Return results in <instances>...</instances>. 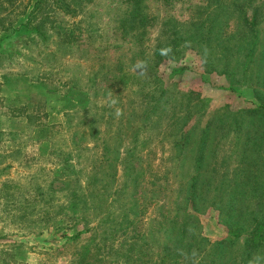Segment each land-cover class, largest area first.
Returning a JSON list of instances; mask_svg holds the SVG:
<instances>
[{
    "label": "rangeland",
    "instance_id": "obj_1",
    "mask_svg": "<svg viewBox=\"0 0 264 264\" xmlns=\"http://www.w3.org/2000/svg\"><path fill=\"white\" fill-rule=\"evenodd\" d=\"M156 9L152 5L162 17ZM98 11L90 8L81 29L59 32L46 23L59 17L69 26L72 20L49 9L42 15V39L0 52V264H72L81 245L101 243L104 236L111 243L110 264H124L125 242L135 244L140 254L131 260L142 264L143 246L139 252L137 245L145 243L143 231L161 210L159 199L187 190V171L174 169L170 136L185 118L209 122L207 152L218 150L226 179L233 175L236 160L228 146L237 134L225 121L259 104L251 88L232 76L204 74L188 53L178 65L153 67L155 46L167 45L174 29L158 25L140 46H112L111 29H102L106 19ZM261 64L257 57L254 75ZM155 71L163 81L160 99L152 93ZM67 90H81L87 106L70 107ZM199 127L191 139L201 137ZM213 188L210 182L204 191ZM190 227L206 249L227 236L211 210ZM155 230L151 239L158 240L161 230ZM251 264H264V251Z\"/></svg>",
    "mask_w": 264,
    "mask_h": 264
},
{
    "label": "trees",
    "instance_id": "obj_2",
    "mask_svg": "<svg viewBox=\"0 0 264 264\" xmlns=\"http://www.w3.org/2000/svg\"><path fill=\"white\" fill-rule=\"evenodd\" d=\"M152 5L162 17L158 18ZM91 7L105 15L106 23L101 26L111 29L112 46H140L148 41V31L158 25L159 29H174L167 45L155 46L153 67L162 63L178 65L188 53L204 74L232 76L235 82L251 88L259 104L236 110L225 121L227 130L237 134L236 142L228 146L234 149L230 158L236 160L229 180L223 172L228 168L226 161L215 159L218 150L207 152L208 121L201 124L195 117L188 123L185 118L172 130L170 136L177 152L172 161L176 171H187V190L178 196L162 195L157 203L160 212L143 231L145 243L137 245L139 252L143 249L142 264H251L254 255L264 251V0H0V52L18 41L42 39V15L46 17L49 9L60 17L71 18L69 26L62 25L59 17L46 23L64 32L81 29L82 17H89ZM257 57L262 63L259 76L254 75ZM149 71L145 77L150 76ZM152 77L156 80L153 98L160 99L163 81L157 72ZM64 97L74 109H84L89 101L81 90H67ZM197 126L201 137L191 139L190 133ZM185 157L190 159L183 164ZM211 173L217 177L208 179ZM210 182L214 184L213 192L204 191ZM207 210L216 213L227 236L206 249L204 239L196 237L190 226ZM155 225L161 230L158 240L151 239ZM105 237L93 245L91 238L84 239L90 243L80 246L77 262L72 264H110L111 243L104 242ZM236 245L238 248L231 250ZM122 246L123 263L136 264L131 260L140 254L135 252V244L125 242ZM227 250L230 255H224Z\"/></svg>",
    "mask_w": 264,
    "mask_h": 264
}]
</instances>
